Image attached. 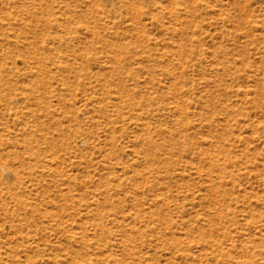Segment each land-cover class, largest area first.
I'll use <instances>...</instances> for the list:
<instances>
[{"label": "rangeland", "instance_id": "374dc122", "mask_svg": "<svg viewBox=\"0 0 264 264\" xmlns=\"http://www.w3.org/2000/svg\"><path fill=\"white\" fill-rule=\"evenodd\" d=\"M0 264H264V0H0Z\"/></svg>", "mask_w": 264, "mask_h": 264}, {"label": "bare ground", "instance_id": "6f19581e", "mask_svg": "<svg viewBox=\"0 0 264 264\" xmlns=\"http://www.w3.org/2000/svg\"><path fill=\"white\" fill-rule=\"evenodd\" d=\"M2 168V167H1ZM3 170H4V172H6V173H8L9 174V169H7V168H3ZM9 176V175H8Z\"/></svg>", "mask_w": 264, "mask_h": 264}]
</instances>
